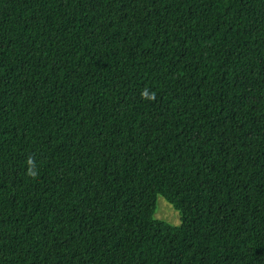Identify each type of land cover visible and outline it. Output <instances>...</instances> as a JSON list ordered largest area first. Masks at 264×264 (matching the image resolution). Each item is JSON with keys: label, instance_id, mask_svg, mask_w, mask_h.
<instances>
[{"label": "trees", "instance_id": "1", "mask_svg": "<svg viewBox=\"0 0 264 264\" xmlns=\"http://www.w3.org/2000/svg\"><path fill=\"white\" fill-rule=\"evenodd\" d=\"M0 264H264V0H0Z\"/></svg>", "mask_w": 264, "mask_h": 264}, {"label": "rangeland", "instance_id": "2", "mask_svg": "<svg viewBox=\"0 0 264 264\" xmlns=\"http://www.w3.org/2000/svg\"><path fill=\"white\" fill-rule=\"evenodd\" d=\"M155 218L165 221L175 227L180 226L181 224L180 214L178 211H176L174 207L161 196L158 198Z\"/></svg>", "mask_w": 264, "mask_h": 264}, {"label": "clouds", "instance_id": "3", "mask_svg": "<svg viewBox=\"0 0 264 264\" xmlns=\"http://www.w3.org/2000/svg\"><path fill=\"white\" fill-rule=\"evenodd\" d=\"M142 98H146V99H155V93H149V90L145 89L142 93ZM27 164H28V173L27 175H29L30 177L35 178L37 176V170H35V163L33 158L29 157V159L27 160Z\"/></svg>", "mask_w": 264, "mask_h": 264}]
</instances>
